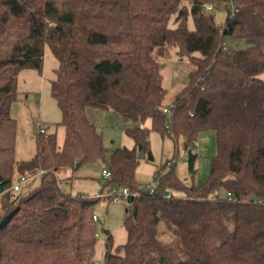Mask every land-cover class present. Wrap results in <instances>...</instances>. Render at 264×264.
<instances>
[{
	"label": "trees",
	"instance_id": "16d2710c",
	"mask_svg": "<svg viewBox=\"0 0 264 264\" xmlns=\"http://www.w3.org/2000/svg\"><path fill=\"white\" fill-rule=\"evenodd\" d=\"M220 2L225 24L211 11ZM229 36L248 47L229 53ZM46 45L59 62L51 89L65 138L59 145L44 128L35 155L18 160L11 113L18 74L42 69ZM173 46L194 69L173 101L170 132L185 139L191 172L201 131L214 129L218 147L205 184L182 185L173 164L150 193L135 180L138 155L152 157L150 128L141 123L168 130L160 57ZM263 72L264 0H0V264H264ZM89 106L129 121L133 146L107 157ZM99 158L111 172L109 189L142 190L126 207L123 251L111 249L109 234L101 262L94 260L99 197L61 187L62 173ZM34 174L40 184L15 197L16 177ZM168 185L185 192L167 196Z\"/></svg>",
	"mask_w": 264,
	"mask_h": 264
},
{
	"label": "rangeland",
	"instance_id": "374dc122",
	"mask_svg": "<svg viewBox=\"0 0 264 264\" xmlns=\"http://www.w3.org/2000/svg\"><path fill=\"white\" fill-rule=\"evenodd\" d=\"M211 11L216 21L225 24L228 8L225 3L215 4ZM176 14L170 19V25L176 26ZM188 25L193 28L194 20L191 13L188 16ZM226 49L240 50L248 47L249 42L245 38L226 37ZM161 72L163 75V86L166 89L165 103L170 104L176 96L189 84V74L194 69L189 56H180L178 47L170 48L165 57H160ZM59 62L49 45L45 46L44 64L41 70L26 68L19 72L17 87L19 91L11 107L12 116L17 120L16 158L29 159L36 153V136L41 128L57 135L58 144L62 145L65 138V127L61 123L63 119L62 110L54 97L51 89V81L55 78V69ZM264 79V72L261 73ZM87 116L102 134L104 145L107 149V157L110 153L120 147H132L133 139L127 133V127L131 125L124 120L119 113L104 108L89 106L86 110ZM171 114L167 118L171 120ZM168 120V122H169ZM141 125L150 128L151 153L139 161L135 169V180L142 188L152 182H158L159 174L166 172L174 164L175 172L182 185H203L210 175L211 159L217 153L218 141L214 129H205L199 133L197 140L191 146L197 154L195 163L196 170L191 172L188 162V151L185 139L182 136L175 137L169 130L164 134L152 127L150 119ZM108 169V164L103 158L82 164L77 171L70 170L62 173L65 178L61 181V187L65 192L73 195H85L99 197L94 206L97 215V243L95 247L94 260L103 261L107 250V236H112V250L123 251V244L127 242V230L124 217L128 202L125 200H112L106 193L109 186L108 180L103 175V170ZM27 180L21 184L19 191H13L15 197L27 195L41 182V174L25 175ZM20 175L15 182H19ZM119 189L122 187L119 186ZM169 193L181 196L185 192L182 186L168 185ZM221 196H227L225 188L219 190ZM119 247V248H118Z\"/></svg>",
	"mask_w": 264,
	"mask_h": 264
},
{
	"label": "built area",
	"instance_id": "2783aa9c",
	"mask_svg": "<svg viewBox=\"0 0 264 264\" xmlns=\"http://www.w3.org/2000/svg\"><path fill=\"white\" fill-rule=\"evenodd\" d=\"M208 7H210V5ZM175 106H176V104L174 102L167 104L166 106H164L163 111L167 114L172 115L174 112ZM44 130L45 129L42 127L41 131H44ZM168 130L169 131L172 130L171 129V120H169V122H168ZM103 175L108 178L111 175L110 170L104 169ZM26 180H27V177L25 175H21L19 182H16L13 185V189L19 190L21 188V184L24 183ZM158 183H159V179H158V182H152V183L148 184L143 189L149 191L150 193H155L157 191V188H158ZM141 193H142V190L133 191L130 187L124 186L121 189H119L117 187H113V188L109 189L108 193H106V196H108L112 200H117V201L125 200L128 202L127 206H131L132 202H133V198L137 195H140ZM167 196H171V193H167ZM94 219L95 220L98 219L97 215H94Z\"/></svg>",
	"mask_w": 264,
	"mask_h": 264
},
{
	"label": "water",
	"instance_id": "95a60500",
	"mask_svg": "<svg viewBox=\"0 0 264 264\" xmlns=\"http://www.w3.org/2000/svg\"><path fill=\"white\" fill-rule=\"evenodd\" d=\"M145 156H146V154H145L144 151H142V152L138 155V157H139L140 159L145 158Z\"/></svg>",
	"mask_w": 264,
	"mask_h": 264
},
{
	"label": "crops",
	"instance_id": "0c3cea01",
	"mask_svg": "<svg viewBox=\"0 0 264 264\" xmlns=\"http://www.w3.org/2000/svg\"><path fill=\"white\" fill-rule=\"evenodd\" d=\"M133 144H134V142H133Z\"/></svg>",
	"mask_w": 264,
	"mask_h": 264
}]
</instances>
